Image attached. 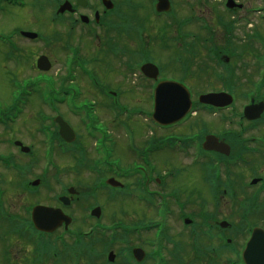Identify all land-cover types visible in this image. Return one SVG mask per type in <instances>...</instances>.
I'll list each match as a JSON object with an SVG mask.
<instances>
[{"label": "flooded vegetation", "instance_id": "1", "mask_svg": "<svg viewBox=\"0 0 264 264\" xmlns=\"http://www.w3.org/2000/svg\"><path fill=\"white\" fill-rule=\"evenodd\" d=\"M68 1L72 12L57 15L59 18L54 24L70 26L73 30V26H81L77 23L81 13L88 17L85 26L91 28L85 33L89 42L81 50L85 51L86 64L95 78L106 79L108 70L122 75L124 59L129 60L126 47H131L134 53L140 50V31L145 26L154 28V33L147 35L152 36L159 50L171 56L175 65L173 70L177 73L164 75L163 64L158 63L165 77L180 78L191 91L197 92L204 87L195 82H204L192 73L199 72L200 76H210L215 82L197 94L227 91V88L234 90L237 105L232 110V118L218 116L203 134L197 135L200 138L197 140L201 142L212 134L218 142H226L231 157L244 163L248 179L247 203L254 206L264 203V199L260 202L258 198V193L264 191V78L262 83L256 82L259 65L264 70V16L261 17L264 0H170L173 8L164 12L152 7L155 0H109L112 2L110 9L101 0H86L85 6L77 4V0ZM125 23L132 27L125 30ZM242 28V33L238 34L237 30ZM97 87L98 93L114 92L108 86ZM247 94H253L246 102L247 107L250 106L248 117L238 108L245 105L241 102ZM253 180L254 184H250ZM213 212L214 217H206L201 224L209 227L204 241L185 247L179 253L164 255L161 264H239L237 252L242 231L227 217L226 223L219 222V218L215 219L218 213ZM130 240L134 242L132 237H127V241ZM119 242L123 244L124 238ZM141 247L146 252L145 258L133 264H153L148 248Z\"/></svg>", "mask_w": 264, "mask_h": 264}, {"label": "rangeland", "instance_id": "2", "mask_svg": "<svg viewBox=\"0 0 264 264\" xmlns=\"http://www.w3.org/2000/svg\"><path fill=\"white\" fill-rule=\"evenodd\" d=\"M25 3H26L25 7H8V6L5 7V9L0 14V32L5 34L6 32L14 30V28L28 29V30H34L37 32H41L42 35H46V36L49 35L51 39H54L55 37V34H54L55 30H60L62 32L63 30L62 25L54 26L53 24V21L51 19L52 4L48 5L47 0H26ZM39 5H42L43 7L42 11L37 8V6L40 7ZM144 5L145 3L143 4V6ZM251 18H252V22L255 23V18L253 17V15L251 16ZM243 28L239 29L240 31L237 30V33L238 34L240 32L242 33ZM148 30H150L149 31L150 33H154L153 32L154 28L151 29V27H148ZM149 38L151 39V36ZM14 40H16L17 46L20 48L19 51L16 52V56H15L19 59V62H14L15 64L6 60L5 55H6L7 48L5 47V45H3L0 42V109H4L11 104V98H12L11 84L14 79H16L17 77L19 79V78L26 77V76H32V77L35 76V74L37 73V70L32 65L34 64L36 55L40 53L47 54L51 60L52 67L50 68V70H48V74L49 76L51 75L52 81L54 82V86H52L53 89L54 87L57 88L59 83L62 81V76H60L61 72H58L56 74L57 71L55 70L59 67V64L61 63L62 58L60 62L58 60H55V53L56 52L58 53V51L53 45L54 43L51 44L49 47H46V46H42L39 43H31V42L29 43L25 41L24 39L20 38L19 36L18 37L14 36ZM147 41L148 40H146V43ZM155 42L153 43L154 45H156ZM83 43L87 44L86 42H83ZM141 47H146L145 42L142 41ZM156 48L152 49L155 51L153 52L152 56H150V59L156 61L157 63L163 64L164 75L167 72L177 73L175 72V70H173L175 69L174 68L175 65L173 64L171 60V56L170 55L167 56L164 52H162V50H159L160 48L159 49L158 48L156 49ZM133 58H131V60H133ZM196 61L197 60H195V63ZM198 73L199 72H195V73H192V75L198 76L203 80L205 85L202 87L209 88V86H212L208 84L213 81V79L210 78V76H200ZM127 75L128 77L125 79L117 78L115 80L114 78L113 80L115 82L119 80L123 83L121 84V89L130 88L133 90V93L127 94L130 99H125L124 97H122L120 98L119 103L124 101L125 103L127 102L130 105H134L137 103L142 104V105L144 104L147 105L149 84L143 82L138 77H134L129 74ZM195 83L197 85H201V83H199L198 81H196ZM77 85H80L79 90H80V93H82L80 95L77 94L78 99H81L82 96H85V97L91 96L90 92H88L87 89L83 87L82 83L81 84L78 83ZM40 94L41 92L34 93V94L32 93V95H29L27 98H24V100L18 104L19 108L21 109V112L19 113H16V111L14 112L16 114L14 117V121L7 122L4 125H0V155L12 156V158L14 159V166H13L14 168L11 167L10 165H7L8 167L6 168L3 165V162L0 161V172L4 176V181L2 183H4V185H6L7 183H14V184L17 183L18 184L20 179H22V181L23 180L30 181L35 178L40 179L41 177H43L41 178L42 180L44 179L43 184H41V186L39 185L37 190L33 191L32 193H29V192L27 194L24 193L25 195L17 194L15 191H13L14 188L12 187V185H10V188L8 189L9 192L5 195L4 198H6V202L9 203V208L13 211H18V210L20 211L22 208V204L25 202L27 197L28 198L30 197L31 199L29 200H32V201L40 200V201L52 203L53 201L51 199L52 196L57 194L58 192L60 193L62 191L61 188L63 185L74 184L75 186H77V188L80 189V188H85L91 182V179L89 178L87 179V177H84L83 173H81L79 176H74L73 175L75 174L74 172L64 170L63 167H66L72 164L70 159L65 158V154L63 155L56 154V156L54 155V158H56V161L60 165L59 168H55V165H50L48 169L47 168L44 169L43 166L48 165V164L46 163V160L44 161V157H43L44 143H43V138H42L43 135H41V133L36 128L37 125L39 124L36 117H37V113L39 112V110H44L43 113H46L48 115L52 113L49 109L47 111V109L43 107L44 105L43 106L40 105V102H39V98H41ZM98 98H102V99L99 101L100 103L96 102V110H98L97 115L99 116L100 119H104V123L108 124L111 116L110 114L109 115L107 114L106 106L107 104L110 103V101L109 99H107L106 97H103L102 95H99ZM57 107L61 108L62 115H64L67 119H70L71 123L74 126H79L78 123H76L77 122L76 118L73 119L71 116H69V114L65 110L64 104H61V106L57 105ZM127 115H131V114H127ZM123 116L124 114H122L121 116L117 115L118 119H120L118 121L121 122V124H129L126 122V120H124L125 118ZM126 117H127L126 119L130 118V116H126ZM107 119H109V121H107ZM132 119L140 122L142 126L147 125V123H144V120L141 117L140 118L135 117ZM133 121L130 123L133 126L132 128L135 130L136 127ZM115 123L117 124V122ZM97 124L99 123L98 122L94 123V125H97ZM180 128L181 127L170 129V130L169 129L168 130L159 129L156 131V138L161 137L162 135H165V134H171L172 132H177V133L183 132L181 131ZM124 129L126 132L125 133L126 136L128 138H131L130 134H128L127 132V128L125 125H124ZM146 135H147L146 128L145 130L143 128V132L141 133L140 138L144 141L146 138ZM126 136L122 133L120 135L115 134V133L111 135V138L113 139V143H114L113 145L115 147L113 148V146L112 147L105 146V151H106L105 155H107L108 159H111V158L115 159L120 154L126 155L130 153L129 149L123 145L125 144L127 140ZM108 138L109 136L106 135L105 139H108ZM15 139H19L24 145H27V146H29L30 144H33L34 147L31 146L29 149L34 150V153H35L34 157H28V156L23 155V153L20 152L19 148L13 144V141ZM176 151H177L176 149H174L172 152L167 149H163L161 150V152L160 151L156 152V157L150 159L151 164H152V170L150 174H153L156 172V173L163 175L162 172H164V170H167V169H171V171L174 169L179 171L178 174H177V171H174L173 172L174 176L171 179L169 177L165 178V180L163 181L164 182L163 188L162 187L158 188V186L157 187L155 186V188L161 189L164 193H167L169 192V190L176 188L174 191H176L175 193L179 195L180 199H182L183 203L185 204V210L187 212H198V210L202 208H204V211L213 210L215 208L216 210L215 212H217L216 207H214L216 203L214 202L213 199L215 198H213V196L209 192L208 186L207 185L205 186L203 182L202 176L204 175H203L202 168L198 166H192L193 164L191 161L192 154L190 152L189 153H179ZM121 160H122L121 161L122 164L120 165H122V167H127L128 165H125L126 161H124L123 158ZM127 162L129 164L130 161L127 160ZM25 166L26 168H24ZM58 169L62 171L58 172ZM16 173H19L20 175H17ZM242 173H243L242 176L244 175L246 176L247 174L245 169H242ZM9 178H11V180H9ZM75 179H78V181H75ZM170 181H171V184H169ZM232 188L234 189L233 185H232ZM236 190H237L236 191L237 194L239 195L236 199L237 201L236 200L232 201V198L229 195L225 196L223 194L217 193L216 198L218 201H220L219 206H218L220 211L217 212L218 214L216 217L218 218L222 216L227 217L229 220L234 221L236 225L242 223L246 225L245 229L246 228L248 229L249 227H251L252 224L264 226V210L263 209H259V211H257V213H255L253 216H249L251 218L249 225L246 224L243 220L240 221V219H242L241 211H240L242 208L239 207L238 200L242 199L241 197L244 196L245 190L243 188L236 189ZM105 196H106L105 192H100V194L98 195V198L95 200L99 201L103 205L102 207H104L107 210H109L110 208L113 210H116L114 206L118 200H125V201L130 202L131 204H137V205H141L142 207H144L142 208V207L136 206L134 207V209L127 208V210L125 211V214L121 211L116 210L117 212H121V213H118V215L122 216L121 218L124 219L125 221L142 218L143 216H153L154 211L150 206L142 205L141 203L138 204V202H136L133 198H128L129 199L128 200L126 198H122V196L121 197L117 196L115 200L108 201L106 200ZM258 198H259V201L263 199L262 193L258 195ZM8 203L6 204L8 205ZM80 208H81L80 204L73 203L72 206L69 208V211L72 212L73 217L74 216L78 217L79 215L80 218L84 219L83 215L81 213L79 214ZM81 209L83 210V208ZM105 217H106L105 221H109V219H111L110 216H105ZM72 219L73 221L71 223L73 224L75 221L76 222L78 221L77 219H74V218ZM178 223L179 222L177 221L176 214L172 213V215L168 217V222L166 224L168 226V229L166 230V232L168 231V234L179 233L180 227H178V225L180 226V224ZM86 224L87 226L89 225V223H86ZM73 226L75 227L76 224ZM0 231L7 232L6 230H2V229H0ZM188 233L189 231L181 233V235L183 234L182 235L183 240L180 241L182 244L188 240L187 239V236H189ZM243 235L245 234L243 233ZM243 235L241 234L240 238H242ZM134 240L138 243L137 239H134ZM7 246H10V244L8 245L5 242H1L0 243V253L2 252L3 247H7ZM11 247L14 253L18 252V250H16L18 248L16 243L12 244ZM16 256H19V255L16 254ZM1 257H2V254H0V258ZM91 259L86 258L84 260L86 262H90ZM95 261L96 260L92 259V262H95ZM2 262L4 261L0 260V263Z\"/></svg>", "mask_w": 264, "mask_h": 264}, {"label": "water", "instance_id": "3", "mask_svg": "<svg viewBox=\"0 0 264 264\" xmlns=\"http://www.w3.org/2000/svg\"><path fill=\"white\" fill-rule=\"evenodd\" d=\"M38 67L46 69L48 65L46 64V59L43 55L38 58ZM46 64V65H45ZM183 88L175 83L163 82L157 86L156 93V109L154 117L160 123H169L173 120L180 118L189 107V100L187 93L182 90ZM212 96V95H211ZM206 96L204 99L210 101ZM65 124L61 123L62 129H64ZM47 216H49L47 214ZM43 225L45 228H53L54 224L51 220L39 221V225Z\"/></svg>", "mask_w": 264, "mask_h": 264}]
</instances>
